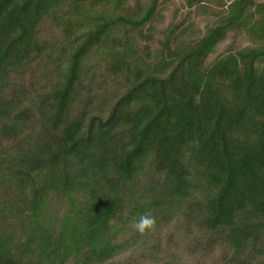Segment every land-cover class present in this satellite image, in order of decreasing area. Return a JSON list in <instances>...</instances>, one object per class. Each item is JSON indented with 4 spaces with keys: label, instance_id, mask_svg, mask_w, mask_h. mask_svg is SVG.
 Wrapping results in <instances>:
<instances>
[{
    "label": "trees",
    "instance_id": "16d2710c",
    "mask_svg": "<svg viewBox=\"0 0 264 264\" xmlns=\"http://www.w3.org/2000/svg\"><path fill=\"white\" fill-rule=\"evenodd\" d=\"M0 264H264V0H0Z\"/></svg>",
    "mask_w": 264,
    "mask_h": 264
},
{
    "label": "clouds",
    "instance_id": "9594fccd",
    "mask_svg": "<svg viewBox=\"0 0 264 264\" xmlns=\"http://www.w3.org/2000/svg\"><path fill=\"white\" fill-rule=\"evenodd\" d=\"M155 226V219L149 215H141L138 220L133 223V228L137 233L144 234Z\"/></svg>",
    "mask_w": 264,
    "mask_h": 264
}]
</instances>
